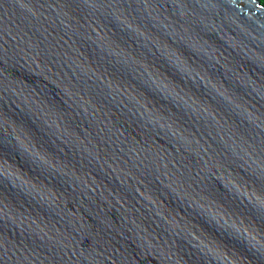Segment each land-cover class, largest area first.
I'll use <instances>...</instances> for the list:
<instances>
[{"label": "water", "instance_id": "1", "mask_svg": "<svg viewBox=\"0 0 264 264\" xmlns=\"http://www.w3.org/2000/svg\"><path fill=\"white\" fill-rule=\"evenodd\" d=\"M0 264H264V4L0 0Z\"/></svg>", "mask_w": 264, "mask_h": 264}, {"label": "trees", "instance_id": "2", "mask_svg": "<svg viewBox=\"0 0 264 264\" xmlns=\"http://www.w3.org/2000/svg\"><path fill=\"white\" fill-rule=\"evenodd\" d=\"M261 2V4H264V0H259Z\"/></svg>", "mask_w": 264, "mask_h": 264}]
</instances>
